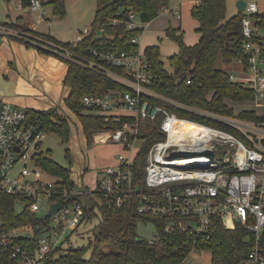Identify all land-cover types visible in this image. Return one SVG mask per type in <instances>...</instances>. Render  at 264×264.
I'll return each instance as SVG.
<instances>
[{"label":"built area","instance_id":"obj_1","mask_svg":"<svg viewBox=\"0 0 264 264\" xmlns=\"http://www.w3.org/2000/svg\"><path fill=\"white\" fill-rule=\"evenodd\" d=\"M170 1L159 12H172L180 18L179 8H170ZM244 1L241 31L246 60L235 59L243 66L242 75L229 73L228 77L251 90L253 97L249 101L252 104L264 106V24L257 16L262 11L256 0ZM48 3L49 0H26L23 4L20 0L18 6L39 11L43 16L42 8ZM107 22L125 23L127 29H137L130 39L135 48L106 51L90 47L84 55L67 49L55 50L124 86L121 90L86 92L79 98L83 108L102 114L107 126L109 123L116 125L99 130L98 135H103L104 141L120 145L114 162L99 168L95 191L76 190L73 181L69 184L60 177L48 178L46 175L50 173L37 163L45 133L42 116L33 109L0 101V191L23 201L24 207L33 213L40 210L41 204L48 205V212L53 203H61V207L48 217L55 225L49 222L34 246L22 241L32 237L30 226L0 228V251L8 257L4 264H43L50 250L72 247L70 234L85 221V195L99 201L96 191L117 207L128 198L137 197V212L164 218L166 233H192V248L178 264H194L192 254L206 250L198 244L211 236L213 221H220L226 229H234L237 224L244 227L252 242L241 264H264V116L256 113L258 118L230 116L160 94L154 89L158 79L140 46L145 22L133 9L119 10ZM104 24L99 26L97 33L103 30ZM91 31L92 26H85L78 31L74 43L82 41ZM24 35L18 29L0 24V40ZM165 37L169 38L166 34ZM25 39L29 40L27 35ZM40 45L48 48L47 43ZM121 69L123 72H118ZM177 111L197 113L221 126L181 117ZM157 117L158 130L164 137L149 146L143 175L137 180L133 164L145 140L141 129ZM185 124L190 127L185 129ZM138 140H142L139 147L136 146ZM204 150H212L213 156H170L172 151ZM147 221L155 224V233L151 238L139 236V239L154 246L158 239L156 223Z\"/></svg>","mask_w":264,"mask_h":264},{"label":"trees","instance_id":"obj_2","mask_svg":"<svg viewBox=\"0 0 264 264\" xmlns=\"http://www.w3.org/2000/svg\"><path fill=\"white\" fill-rule=\"evenodd\" d=\"M66 0H49L52 13L63 16ZM23 4L26 0H22ZM227 0H196L190 9V14L198 23L199 37L193 44H186L183 31L168 26L165 34L174 39L177 51L168 57L172 72L166 69L159 46L156 44L144 47V52L155 76L157 83L154 89L162 95L200 109H207L216 113L233 115L228 102H241L253 97L251 90L229 79V73L218 67L217 62L235 59L246 60L242 43L244 37L241 31L243 13L226 17ZM97 8L92 21V31L80 42L59 41L49 34H43L32 29L20 27L17 24H4L20 30L27 35L23 37L9 36L23 42L27 47H35L39 52L53 55L65 61L68 65L63 83L70 88L65 106L72 111L81 124L82 132L91 142L92 133L107 127H115L114 123L107 126L103 115L97 110L85 109L79 103V98L86 92L102 93L110 89L121 90L120 83L104 76L88 67L77 64L55 50L67 49L84 55L90 47L106 51L132 50L135 44L130 39L137 33V29L129 30L125 23L113 25L107 20L116 15L119 10L133 9L138 13L142 22L157 17L160 8L168 0H96ZM264 24V12L258 14ZM104 24L103 30L97 33L99 26ZM37 42V43H36ZM47 43L48 48L40 45ZM123 72V70H118ZM34 110V109H33ZM43 119L45 132H55L62 140H68L70 133L69 118L59 108L35 110ZM178 115L194 121L204 122L212 126H221L218 122L204 119L197 113L177 111ZM235 115V114H234ZM239 117L258 118L253 110H241ZM159 117L142 126L141 136L145 139L137 151L133 170L135 179L143 175V162L149 146L164 136L158 130ZM68 150H66V153ZM38 165L52 175L58 176L64 182L72 184L69 169L53 160L50 150L42 151L37 156ZM99 201L92 200L85 195L83 201L84 220L97 219L98 223L92 228V238L88 246H92L90 254L85 255L88 246L77 245L68 248L50 250L43 264H178L192 248L194 235L189 231H179L168 234L164 231L165 219L160 216L142 215L137 212V197L128 198L121 206L105 198L99 192H94ZM15 196L0 191V228L2 230L30 226L32 237L22 239L27 245L36 244L38 238L46 230L50 219L38 216L27 206L21 211L15 210ZM76 200L81 201L80 198ZM23 202V201H22ZM152 220L156 223L158 239L154 246L139 239L136 233L138 221ZM211 236L205 241L200 240L201 248L211 251V264H241L251 245V238L244 227L237 224L234 229H226L220 221H213L210 228ZM109 247L108 251L103 247ZM8 262L7 253L0 251V264Z\"/></svg>","mask_w":264,"mask_h":264},{"label":"rangeland","instance_id":"obj_3","mask_svg":"<svg viewBox=\"0 0 264 264\" xmlns=\"http://www.w3.org/2000/svg\"><path fill=\"white\" fill-rule=\"evenodd\" d=\"M20 0H0V21L13 20L22 15L21 21L24 23L33 22L35 29L50 34L54 38L67 42L74 41L78 31L82 30L85 26H91L94 19L95 11L97 8L96 0H66L65 13L61 16H56L52 13L51 5L46 4L43 6L44 15L42 16L39 11H31L27 7H19ZM260 11H264V0H256ZM236 0H227L226 2V17L234 15L236 12ZM236 14V13H235ZM181 20L178 21L172 16L159 12L158 16L144 28L143 39L140 46L146 47L148 45L156 44L159 46L161 60L166 69L172 72L169 65L168 57L177 51V44L174 39H166L164 37V30L171 20L170 24L176 27L179 23L184 25L186 20V29L183 32V40L186 44H193L198 38V32L193 28V22L189 21L187 13L181 14ZM21 19V18H20ZM7 22V21H6ZM11 27V26H10ZM14 29L15 26H14ZM263 32V30H262ZM158 37V38H157ZM62 61V60H61ZM66 63L65 61H63ZM236 64L233 62L232 65ZM217 65H221L220 60ZM235 66V65H234ZM236 66L233 69L235 76L237 75ZM65 93L63 94V96ZM234 114H238L243 109H251L257 115L264 116V106H255L249 100L241 102H228ZM56 108L64 112L69 118L70 133L68 140L62 138L55 132H45L41 139V150L44 152L50 150L51 156L62 167L69 169L70 178L72 179L76 190L86 189L89 191L96 190V180L99 177L98 170L103 166L108 159L113 160L119 151L118 146L110 141L106 143L92 142L88 143L81 128V124L77 116L70 111L64 104V101L58 103ZM142 140L136 142L139 147ZM66 150L68 152L66 153ZM111 163V162H110ZM48 178L52 180L60 179L58 176L47 174ZM98 199V198H97ZM40 210L37 212L38 216H44L47 212V204H41ZM24 209V203L16 200L15 210L21 211ZM51 225H55L51 220ZM98 220L92 219L84 221L75 231L71 233L69 242H73V246L84 245L88 246L90 238H92V228L97 225ZM1 224V221H0ZM29 230L26 231V233ZM21 233H23L21 231ZM136 233L143 238H151L155 233V224L150 221H138L136 225ZM24 234V233H23ZM67 236V235H66ZM65 247V246H64ZM92 246H88L85 253L86 256L90 254ZM103 250L108 251L109 247L104 246ZM194 264H211V251L200 250L194 252L191 257Z\"/></svg>","mask_w":264,"mask_h":264},{"label":"crops","instance_id":"obj_4","mask_svg":"<svg viewBox=\"0 0 264 264\" xmlns=\"http://www.w3.org/2000/svg\"><path fill=\"white\" fill-rule=\"evenodd\" d=\"M236 2L235 13L239 11L237 9ZM194 3H196V0H171L169 2V6L170 8L178 7L181 14L183 12L187 13L189 17L188 20L193 22V28L197 32L196 29L198 27V23L195 19L192 18L190 14V9ZM165 14L172 16L178 21L181 20V18L175 17L172 12H168ZM21 16L22 15H20V17L18 16L15 21H6L7 23H14L19 25L20 27L47 34L35 29V25L33 22L25 24L24 21H21L23 20ZM6 21H0V24H4ZM152 21L153 19L145 22L144 27H147ZM170 22L171 20L168 21L166 28L168 26H171L172 28L180 27V29L184 32L186 29L184 26H186V23L188 21L186 22L185 20L184 25L179 23L178 25H176V27L171 25ZM74 41L70 42L74 43ZM142 48L144 49V47ZM233 62H236V64H234L236 66L235 70H237L236 76L240 77L242 75L243 66L236 60H220L222 66L218 65V67L224 69L228 73H232L233 75H235V72L233 71L235 66L232 65ZM67 70V63H64L63 60L61 61L60 58L53 55L41 53L35 47H27L23 42H20L17 39L3 37L0 40V101L9 102L21 107L34 110H47L49 108H54L58 105V103L64 101L70 93V88L63 83ZM64 93L65 95L63 96ZM247 110L251 109L247 108ZM124 113L125 112H120L119 114ZM102 137L103 135H98V131L93 132L92 140L90 143H106L107 141H104V137ZM115 145L118 146L120 151V145ZM114 159L115 158H113V160L112 158L108 159L104 162L105 164L103 166L113 163Z\"/></svg>","mask_w":264,"mask_h":264},{"label":"water","instance_id":"obj_5","mask_svg":"<svg viewBox=\"0 0 264 264\" xmlns=\"http://www.w3.org/2000/svg\"><path fill=\"white\" fill-rule=\"evenodd\" d=\"M237 9L239 11H243L245 8V1L244 0H237L236 2ZM191 155H207L212 157L213 156V151L212 150H204V151H197V152H190V151H172L170 153L171 157H176V156H191ZM61 207L60 202H55L52 204L50 210L44 215L45 217H50L53 215L59 208Z\"/></svg>","mask_w":264,"mask_h":264},{"label":"bare ground","instance_id":"obj_6","mask_svg":"<svg viewBox=\"0 0 264 264\" xmlns=\"http://www.w3.org/2000/svg\"><path fill=\"white\" fill-rule=\"evenodd\" d=\"M183 127L185 128V129H188L190 126L189 125H183ZM96 138V137H95ZM103 138V137H102ZM104 139V138H103Z\"/></svg>","mask_w":264,"mask_h":264}]
</instances>
